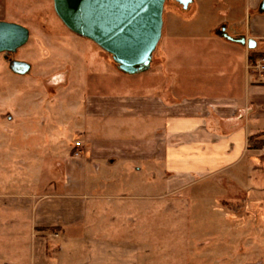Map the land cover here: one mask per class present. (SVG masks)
I'll return each mask as SVG.
<instances>
[{
    "label": "rangeland",
    "instance_id": "obj_1",
    "mask_svg": "<svg viewBox=\"0 0 264 264\" xmlns=\"http://www.w3.org/2000/svg\"><path fill=\"white\" fill-rule=\"evenodd\" d=\"M256 1L254 11V0H192L186 10L166 0L155 70L126 75L109 54L62 24L52 0H0V21L29 31L23 47L0 54V264H264L260 153L251 155L247 171L236 168L169 194L159 185L150 196L119 187L90 194L80 201L85 215L54 232L36 225L43 213L51 219L68 213L66 198L35 204L44 195L65 197L62 162L91 126L88 100L131 96V80L160 82L169 51L185 53L188 71L208 64L192 52L220 47L198 39L223 27L227 33L225 23L233 20L247 29L264 15ZM11 60L28 63L29 73L13 74Z\"/></svg>",
    "mask_w": 264,
    "mask_h": 264
},
{
    "label": "crops",
    "instance_id": "obj_2",
    "mask_svg": "<svg viewBox=\"0 0 264 264\" xmlns=\"http://www.w3.org/2000/svg\"><path fill=\"white\" fill-rule=\"evenodd\" d=\"M253 6L256 11V0ZM262 17L251 19L247 29L239 20L226 22L227 33L254 40L253 50L264 54ZM208 39L220 49L192 52L201 62L209 58L207 66L195 64L190 72L182 65L185 53L169 51L162 61L160 82L152 77L146 84L131 80V96L87 101L91 126L80 132L82 138L61 165L65 197L49 194L35 201L66 198L68 213L54 219L43 213L37 229L77 221L86 212L80 201L93 194L119 187L150 196L156 185L162 194H169L226 171L252 168L251 155L260 151L248 148V138L264 140V72L253 69L261 59L250 63L251 50L215 31L198 40ZM153 70L151 65L147 71ZM39 240L44 241L42 236Z\"/></svg>",
    "mask_w": 264,
    "mask_h": 264
},
{
    "label": "water",
    "instance_id": "obj_3",
    "mask_svg": "<svg viewBox=\"0 0 264 264\" xmlns=\"http://www.w3.org/2000/svg\"><path fill=\"white\" fill-rule=\"evenodd\" d=\"M166 0H52L53 10L72 33L95 43L111 56L117 69L126 75L148 70L161 38ZM186 10L192 0H175ZM260 12H264L261 0ZM217 35L228 42L253 50L252 39L234 38L221 28ZM29 39L23 26L0 21V54H13ZM8 69L16 75L29 73L26 62L11 60Z\"/></svg>",
    "mask_w": 264,
    "mask_h": 264
},
{
    "label": "trees",
    "instance_id": "obj_4",
    "mask_svg": "<svg viewBox=\"0 0 264 264\" xmlns=\"http://www.w3.org/2000/svg\"><path fill=\"white\" fill-rule=\"evenodd\" d=\"M250 63H254L258 59H264V54L258 53L255 50H251L249 52V57H248ZM117 67V66H116ZM257 136H251L248 138V148L252 150H260L264 146V140H257ZM47 231H56V229H46Z\"/></svg>",
    "mask_w": 264,
    "mask_h": 264
},
{
    "label": "built area",
    "instance_id": "obj_5",
    "mask_svg": "<svg viewBox=\"0 0 264 264\" xmlns=\"http://www.w3.org/2000/svg\"><path fill=\"white\" fill-rule=\"evenodd\" d=\"M264 60L261 59L260 61L254 63L253 69L257 71L258 73H263L264 72ZM79 144H77L78 146ZM260 154L264 156V146L259 150Z\"/></svg>",
    "mask_w": 264,
    "mask_h": 264
},
{
    "label": "flooded vegetation",
    "instance_id": "obj_6",
    "mask_svg": "<svg viewBox=\"0 0 264 264\" xmlns=\"http://www.w3.org/2000/svg\"><path fill=\"white\" fill-rule=\"evenodd\" d=\"M175 1V0H174ZM176 2V1H175Z\"/></svg>",
    "mask_w": 264,
    "mask_h": 264
}]
</instances>
